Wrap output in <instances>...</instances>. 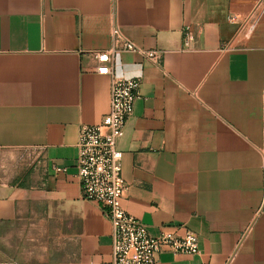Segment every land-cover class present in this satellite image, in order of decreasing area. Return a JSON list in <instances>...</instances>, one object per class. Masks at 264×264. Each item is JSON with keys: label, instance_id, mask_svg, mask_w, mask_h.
<instances>
[{"label": "crops", "instance_id": "crops-1", "mask_svg": "<svg viewBox=\"0 0 264 264\" xmlns=\"http://www.w3.org/2000/svg\"><path fill=\"white\" fill-rule=\"evenodd\" d=\"M255 2L0 0V264L111 261L75 145L109 111L91 53L110 47L114 23L161 52L157 63L114 57L116 77L140 82L117 143L121 208L152 236L188 231L198 244L153 264H264V12L238 34Z\"/></svg>", "mask_w": 264, "mask_h": 264}, {"label": "built area", "instance_id": "built-area-1", "mask_svg": "<svg viewBox=\"0 0 264 264\" xmlns=\"http://www.w3.org/2000/svg\"><path fill=\"white\" fill-rule=\"evenodd\" d=\"M264 12V0H256L250 13L239 23V33L251 31ZM236 17L229 18L235 22ZM184 37L192 40L188 30ZM110 47L91 53L97 64L95 73L108 76L109 111L96 126H81L75 145L76 178L84 201L97 203L104 208V216L111 228V261L108 264H153L155 256L167 250L173 255L198 254L196 237L186 232L182 237L171 233L150 235L139 221L128 216L121 208L127 187L121 177V153L118 141L133 113L138 97L139 79H125L113 74L114 57L121 53H134L157 63L159 51H145L127 40L114 23L110 33ZM230 45L227 46V49Z\"/></svg>", "mask_w": 264, "mask_h": 264}]
</instances>
